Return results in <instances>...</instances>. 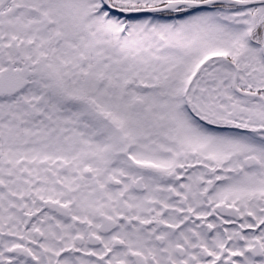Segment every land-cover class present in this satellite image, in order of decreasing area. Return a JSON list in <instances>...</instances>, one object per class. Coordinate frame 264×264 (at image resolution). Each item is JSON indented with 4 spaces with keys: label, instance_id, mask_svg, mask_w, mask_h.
<instances>
[{
    "label": "snow or ice",
    "instance_id": "1",
    "mask_svg": "<svg viewBox=\"0 0 264 264\" xmlns=\"http://www.w3.org/2000/svg\"><path fill=\"white\" fill-rule=\"evenodd\" d=\"M0 264H264V0H0Z\"/></svg>",
    "mask_w": 264,
    "mask_h": 264
}]
</instances>
